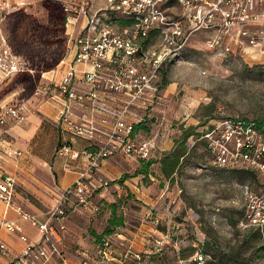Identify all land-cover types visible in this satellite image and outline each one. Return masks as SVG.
<instances>
[{
	"label": "built area",
	"instance_id": "1",
	"mask_svg": "<svg viewBox=\"0 0 264 264\" xmlns=\"http://www.w3.org/2000/svg\"><path fill=\"white\" fill-rule=\"evenodd\" d=\"M26 3L0 0V9ZM63 9L65 33L76 23L80 27L73 41L67 43L71 57L55 76L46 78L47 83L40 82L42 72L35 94L56 104L58 130L66 136L61 138L56 154L64 166L70 167L71 160L80 156L86 163L72 183L56 194L45 220L14 203L17 180L12 173L0 171V201L36 226L40 234L37 241H30L18 224L1 218L0 228L19 232L22 242L20 250L12 252L0 241L6 264H47L54 257L59 264H71L61 252L59 231L75 208L97 212L99 207L92 199L117 182L102 173V162L110 157L146 162L155 155L159 131L149 130L156 114L162 113L157 107L165 98L160 86L162 70L171 56L184 51L182 20L191 22L193 32L203 34L204 48L215 56L240 57L248 64L264 65V0H76L63 2ZM24 68L21 56L0 35V84ZM24 104L0 103V151L7 155L21 153L5 134L9 126L26 121ZM73 139L84 144L76 148L70 142ZM196 139L204 140L213 164L259 173L262 181L258 187L264 192V118L260 122L224 119L205 125ZM256 198L250 190L239 226L264 235V201L256 204ZM56 220L57 226L53 223ZM179 227L175 225V229ZM169 234L153 239L152 250L162 249L163 238ZM113 237L124 246L117 256H111L109 249ZM141 256L130 240L114 233L101 236L93 260L84 257L78 264H109L114 258L119 263L128 259L139 262ZM208 257L196 248L190 259L194 264H204Z\"/></svg>",
	"mask_w": 264,
	"mask_h": 264
},
{
	"label": "rangeland",
	"instance_id": "2",
	"mask_svg": "<svg viewBox=\"0 0 264 264\" xmlns=\"http://www.w3.org/2000/svg\"><path fill=\"white\" fill-rule=\"evenodd\" d=\"M40 1L26 0L23 8L40 23H45L47 10ZM74 1L76 0H61L68 4ZM6 14L0 9V35L30 64L29 56L38 58L47 45L39 41L38 36L33 37L36 40H31L36 31H32L25 23L14 30L7 21ZM78 28L76 23L74 28H67L68 34L64 31L67 43L73 41ZM29 34L28 42L32 44L28 46V51L17 52V45L12 43V37L22 39ZM43 36L41 38H46ZM70 57L71 49L66 44L62 58L52 68L43 70L49 72L44 76L49 77L51 73L58 72ZM163 70L171 88L167 125L173 130V149L175 152L181 150L180 144L183 142L187 153L179 159L180 162L170 173L162 170L161 158L164 154L146 166L148 175L142 179V184L151 198L148 202L152 208L145 220L149 221L147 224L152 228L148 231L151 236L143 235L148 242L143 246L141 259L139 262L134 261V264H194L190 258L196 248L209 255L205 263L212 259L213 254L215 263L212 264H238L243 259L250 264H263L264 249L257 250V246L264 243V235L256 229L239 226L250 190L257 194L256 204L264 201V192L258 187L262 176L251 169H248L251 172H246L239 166L226 168L213 164L211 156L203 149L204 140H195V137L205 130V125L219 124L224 119L261 121L264 118V65L248 64L240 57L215 56L201 43L195 50L189 49L182 51L180 55L171 56ZM36 89L34 84L32 90L27 91L26 85L15 75L0 84V103L22 102L31 109L43 99L35 94ZM157 107L161 108V104ZM187 108L193 109L192 114L181 120L179 112ZM195 120L198 122L195 123ZM151 127L153 130L160 129L159 123L155 121ZM185 131L192 135L183 139ZM142 165L136 168L141 170ZM124 186L121 184V187ZM115 202L116 214L126 221L124 228L135 231L140 222L138 212L144 205L143 202L134 195L126 201L121 199ZM121 203L128 210L126 213H122ZM101 207L104 208L105 204ZM172 210L175 211V216L171 220L180 222L182 229H174L172 234L164 237V240L168 239V243L163 242L162 249L152 250L153 239L161 238L160 232L165 228L164 221L169 218L167 216ZM104 228L100 227L97 231L92 229L97 232L94 234L95 239L103 235ZM126 230L113 228L112 231ZM244 240L247 245H243ZM171 242H175V245L172 246ZM232 254L236 256L233 262L229 259Z\"/></svg>",
	"mask_w": 264,
	"mask_h": 264
},
{
	"label": "crops",
	"instance_id": "3",
	"mask_svg": "<svg viewBox=\"0 0 264 264\" xmlns=\"http://www.w3.org/2000/svg\"><path fill=\"white\" fill-rule=\"evenodd\" d=\"M200 35L203 37V34L200 33ZM68 61L64 63H68ZM45 73L49 72H43V79L40 81L41 84L47 83L46 78H51L56 74L53 72L48 77L44 76ZM163 88L165 98L160 108L162 113L156 114L158 117L155 118L156 122H162V124L159 125L160 129L158 130H153V127L149 130V132L159 131L157 148L154 152L155 155L150 159L151 163L157 161L160 155L169 153L174 147L171 137L173 130L167 125L168 100L171 89L169 88L168 80ZM55 105L50 100L42 99L37 105L34 104L31 109L26 107V121L22 124L18 123L17 125L9 126L5 134L7 141L20 150L21 153L7 155L4 151H0V171L12 173L17 180L16 191L13 197L14 203L19 205L23 211L35 214L40 220H45V214H47L45 212L54 204L56 194L72 183L77 173L84 168L86 163V158L80 156L79 158L71 160L70 167H65L63 159L56 154V149L61 138L66 136L62 135L58 130ZM192 111L193 109L191 108L180 111L179 113L182 116L181 120H185L192 114ZM197 122L195 120V123ZM194 131L197 132V129H194ZM70 142L76 148H81L84 144L80 139H73ZM181 158L183 156L179 157L180 160ZM140 164L142 162L128 159L127 157H110L102 162V173L110 178V180L122 178V182L117 181L112 183V185L104 189L100 196L92 199V203L99 207V212H92L90 209L75 208L64 219L65 227L59 231L62 238L60 249L71 264H78L79 260L84 257L91 258L92 260L96 257L98 241L94 238V234L97 233L96 231L100 227L106 226L107 220L111 215L110 205L116 203V200L120 201L123 199L126 201L132 195L140 199L144 204L138 212L140 222L138 223L137 229L135 231L126 230V227L124 228L126 221L123 220V224L115 228L124 229L126 232L116 231L113 233L124 236L127 240L131 241L136 250L144 252L142 249L146 242H148V239L147 237L144 238L145 236L143 235L151 236V232L148 231L152 228L147 224L149 221L145 220V218L149 217L147 215L151 212L152 207L149 206L148 202L151 198L146 194V189L142 184V179H145L148 174L136 168ZM119 183L125 186L121 187ZM103 204H105L104 208L101 207ZM120 209L122 213L128 211H126L122 203ZM172 214H175L174 210L169 212L167 216L169 218L164 221L165 228L160 232L162 236L166 232L172 234L175 225L180 223L171 220ZM1 218L11 220L15 224H18L21 227V231L28 236L30 241H37L40 238L36 226L27 220L21 219L14 210L5 207L0 201ZM53 223L57 226L59 222L56 220ZM92 229L96 231L94 232ZM180 229H182L181 226L177 230ZM18 234L19 232H9L0 228V241H3L12 252H18L22 246ZM113 241V245L109 248L110 253L111 256H117L124 246L120 244L117 237H113ZM164 242L168 243V239H165ZM170 244L174 246L175 242H171ZM59 261L54 257L47 264H59ZM6 263L7 257L0 253V264ZM109 264H134V260L128 259L124 263H119L114 258Z\"/></svg>",
	"mask_w": 264,
	"mask_h": 264
},
{
	"label": "trees",
	"instance_id": "4",
	"mask_svg": "<svg viewBox=\"0 0 264 264\" xmlns=\"http://www.w3.org/2000/svg\"><path fill=\"white\" fill-rule=\"evenodd\" d=\"M40 3L47 10V20L45 23H40L33 14L27 13L22 6L13 7L9 10H2L5 13L7 12L6 14L7 21H9L12 24V28L14 30L17 29L19 26H22L21 25L22 23H25L29 25L32 31H36L34 32V34H32V37L30 39L32 40L33 37L38 36L37 39L39 41H42L45 45H47V48L42 53L39 54L38 58L33 59L32 57L29 56L28 59L30 61V64L29 63L27 64L23 60L25 68L21 70V72H17L12 76L14 77L15 75H18L19 80L26 85L27 91L32 90L34 84H36L37 86L39 82L40 73H42L43 70H48L52 68L62 58L63 52L65 51V47L67 44L65 40V36L63 35L65 31L64 29L65 11L63 9V2H61V0H41ZM30 35L31 34H29L28 37L22 39L12 37V43H15L17 45L15 46L17 52L24 53L28 51V46L32 44L28 42ZM43 35H45L46 38H41L44 37ZM166 83H167L166 72L165 70H162L160 86L164 87ZM141 126L142 125H139L137 127H141ZM191 135L192 133L185 131L182 134V138L184 139ZM180 145H181V150L175 152L173 149L169 151V153L164 154L163 157L161 158V162H163L162 170H164V172L166 173L172 172L174 167L177 165L179 161V157L186 156L185 153L187 152L185 150L183 142H181ZM203 149L204 151H206L205 147H203ZM150 163L151 160L142 162L143 167L141 168L140 171L145 173L146 166ZM242 170L246 172H251L245 168H242ZM116 181L122 182V178H119ZM110 207H111V215L107 220V224L104 228L103 235L113 234L111 233L113 232L112 231L113 228L123 224V218L121 217V215H118L115 212V205L111 204ZM101 236L98 237L97 241L100 240ZM243 242H244L243 245H247L246 240H244ZM260 249H264V243L258 244L257 250ZM214 258L215 256L212 254V259L204 263L205 264L215 263ZM229 259L232 260L233 262V260H236V256L232 254V256H230ZM238 264H250V263L248 262V260L243 259L240 262H238Z\"/></svg>",
	"mask_w": 264,
	"mask_h": 264
},
{
	"label": "flooded vegetation",
	"instance_id": "5",
	"mask_svg": "<svg viewBox=\"0 0 264 264\" xmlns=\"http://www.w3.org/2000/svg\"><path fill=\"white\" fill-rule=\"evenodd\" d=\"M181 25L183 31V50H195L197 46L203 43V37L200 33H195L191 30L192 24L190 21L182 20Z\"/></svg>",
	"mask_w": 264,
	"mask_h": 264
}]
</instances>
